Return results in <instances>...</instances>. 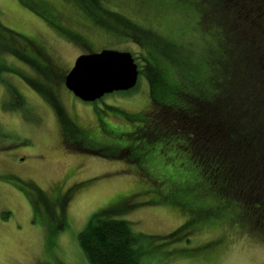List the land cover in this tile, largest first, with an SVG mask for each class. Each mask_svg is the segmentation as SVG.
<instances>
[{"label":"rangeland","instance_id":"374dc122","mask_svg":"<svg viewBox=\"0 0 264 264\" xmlns=\"http://www.w3.org/2000/svg\"><path fill=\"white\" fill-rule=\"evenodd\" d=\"M196 1L0 0V264H89L78 234L100 212L128 221L145 236L136 251L138 264H231L242 254L264 258L261 249L247 247L250 237L260 240L227 202L199 188L179 193L178 201L171 196V184L194 182L177 167L171 149L162 156L157 146L129 138L105 135L101 141L99 125L120 133L142 128L118 111L151 108L144 76L132 92H114L92 103L64 86L80 54L102 49L131 53L141 69L152 50L167 60L179 83L192 69L179 65L178 54L197 62L208 40L197 23ZM34 43L42 58L30 51ZM34 58L39 66L31 63ZM9 87L24 99L21 110L7 108ZM64 114L93 136L81 140L64 124ZM73 145L107 155L111 145L150 151L132 163L126 156L102 158ZM81 182L86 183L72 193ZM155 201L162 204L150 203ZM186 222L190 225L177 239L163 238Z\"/></svg>","mask_w":264,"mask_h":264},{"label":"trees","instance_id":"16d2710c","mask_svg":"<svg viewBox=\"0 0 264 264\" xmlns=\"http://www.w3.org/2000/svg\"><path fill=\"white\" fill-rule=\"evenodd\" d=\"M193 6L197 23L208 37L204 52L197 62H185L188 58L174 51L179 53V65L192 69L191 74L176 83L167 60L147 50L143 57L146 68H138L139 77L148 81L151 108L136 114L118 111L126 121L142 123V128L120 133L99 125L101 141L105 135L116 140L129 138L157 146L162 156L171 149L177 167L194 180L176 184L177 188L171 184V196L178 201L179 193L202 189L227 202L242 225L252 228L255 237L264 242V0H197ZM67 38L80 41L75 35ZM34 45L29 44L30 51L42 58ZM169 59L173 64L177 61L172 56ZM34 60L31 63L39 66ZM9 92L12 101L7 108L21 110L24 99L13 87ZM59 113L62 116V111ZM63 121L81 140L93 136L92 131L84 133L75 123L71 125L66 115ZM77 146L73 145L102 158L126 156L132 163L138 162L140 152L149 150L138 145L124 151L111 145L114 149L107 155L102 149ZM84 183L73 186L72 193ZM189 225L186 222L163 238L174 241ZM143 239L128 221L106 217L104 212L94 214L78 234L79 247L89 264H138L136 251Z\"/></svg>","mask_w":264,"mask_h":264},{"label":"water","instance_id":"95a60500","mask_svg":"<svg viewBox=\"0 0 264 264\" xmlns=\"http://www.w3.org/2000/svg\"><path fill=\"white\" fill-rule=\"evenodd\" d=\"M139 68L131 53L103 49L79 55L64 79L65 88L85 103L100 100L114 92L132 90Z\"/></svg>","mask_w":264,"mask_h":264},{"label":"clouds","instance_id":"9594fccd","mask_svg":"<svg viewBox=\"0 0 264 264\" xmlns=\"http://www.w3.org/2000/svg\"><path fill=\"white\" fill-rule=\"evenodd\" d=\"M247 247L249 249H255L259 248L262 251H264V242L254 240L251 237L246 242ZM243 251V250H242ZM231 264H264V258L257 259L254 255L248 254V255H240L238 258L233 260Z\"/></svg>","mask_w":264,"mask_h":264},{"label":"flooded vegetation","instance_id":"af4514ba","mask_svg":"<svg viewBox=\"0 0 264 264\" xmlns=\"http://www.w3.org/2000/svg\"><path fill=\"white\" fill-rule=\"evenodd\" d=\"M67 39H68V38H67ZM102 50H103V49H102ZM100 51H101V50H100ZM84 54H87V53H84ZM80 55H81V54H80ZM90 130H91V129H90ZM90 130H88V128H87V129L84 128V129H83V132H85V131H86V132H90ZM63 145H64V143H63ZM64 147H65V146H64ZM77 147H78V146H77ZM65 148H66V147H65Z\"/></svg>","mask_w":264,"mask_h":264}]
</instances>
